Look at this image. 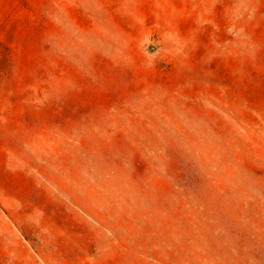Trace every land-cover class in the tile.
<instances>
[{
	"label": "rangeland",
	"instance_id": "obj_1",
	"mask_svg": "<svg viewBox=\"0 0 264 264\" xmlns=\"http://www.w3.org/2000/svg\"><path fill=\"white\" fill-rule=\"evenodd\" d=\"M0 264H264V0H0Z\"/></svg>",
	"mask_w": 264,
	"mask_h": 264
}]
</instances>
